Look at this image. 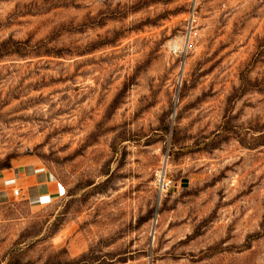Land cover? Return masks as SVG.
Returning <instances> with one entry per match:
<instances>
[{"label": "rangeland", "instance_id": "obj_1", "mask_svg": "<svg viewBox=\"0 0 264 264\" xmlns=\"http://www.w3.org/2000/svg\"><path fill=\"white\" fill-rule=\"evenodd\" d=\"M19 167L0 264H264V0H0Z\"/></svg>", "mask_w": 264, "mask_h": 264}, {"label": "crops", "instance_id": "obj_2", "mask_svg": "<svg viewBox=\"0 0 264 264\" xmlns=\"http://www.w3.org/2000/svg\"><path fill=\"white\" fill-rule=\"evenodd\" d=\"M17 169L22 171V168L13 169L14 177L6 176L5 174L0 175V203H6L10 200L9 189L11 183L17 175ZM41 168H32L27 170L23 167L24 179L26 186L28 187V193L32 192L34 197H42L58 193L55 185L50 180L49 172L46 170L44 173L39 171ZM20 173V175L22 174ZM22 176V175H21Z\"/></svg>", "mask_w": 264, "mask_h": 264}, {"label": "built area", "instance_id": "obj_3", "mask_svg": "<svg viewBox=\"0 0 264 264\" xmlns=\"http://www.w3.org/2000/svg\"><path fill=\"white\" fill-rule=\"evenodd\" d=\"M194 6H195V4H194ZM194 9H195V7H193L192 15L194 14ZM22 171H19L17 169V175L15 176L14 180L11 183L10 189H12L11 191H12V195L14 197H22L25 194V192H27V190H28V187L26 186L27 184L25 183V179H24V173ZM39 171H42V173H44L43 169H40ZM21 172H22V174H21L22 176L20 175ZM157 177H158L157 178V188L159 191V200H160V197L167 190V188L170 184V181H168L166 173L162 174L160 172ZM57 194L58 193L42 196V197L38 198V200L40 203H42L44 197H50L53 199V198H57Z\"/></svg>", "mask_w": 264, "mask_h": 264}]
</instances>
